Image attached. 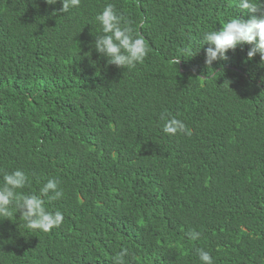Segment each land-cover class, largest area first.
<instances>
[{
  "label": "trees",
  "instance_id": "1",
  "mask_svg": "<svg viewBox=\"0 0 264 264\" xmlns=\"http://www.w3.org/2000/svg\"><path fill=\"white\" fill-rule=\"evenodd\" d=\"M108 3L148 46L134 68L93 47ZM60 7L0 0V186L17 169L24 194L56 178L45 206L64 217L49 232L0 217V264H202L198 249L264 264V62L244 44L209 65L200 45L253 14L238 0ZM171 117L191 135L164 133Z\"/></svg>",
  "mask_w": 264,
  "mask_h": 264
},
{
  "label": "clouds",
  "instance_id": "2",
  "mask_svg": "<svg viewBox=\"0 0 264 264\" xmlns=\"http://www.w3.org/2000/svg\"><path fill=\"white\" fill-rule=\"evenodd\" d=\"M59 12L67 13L72 8H79L81 0H60ZM48 5H55L57 0H45ZM241 12L252 13L249 19L240 16L230 19L222 24L219 30L215 28L204 31L200 38V45L207 43L205 49V63L211 65L217 60H226L227 52L235 50L238 45H249L247 57L259 54L264 62V2L262 0H238ZM96 22L100 26V35L95 36L93 47L96 52L105 57L108 64L120 68H134L143 63L148 55V46L139 31L131 26L122 14L115 11L114 5L106 4L103 10L96 15ZM193 53V52H192ZM190 53V55H192ZM174 59L173 63L176 64ZM164 119V117H161ZM163 132L169 136L177 133L191 135L189 128L181 120L171 117L165 120ZM28 184L26 173L20 169L3 174V184L0 186V217L10 218L19 212L20 217L32 230L49 232L59 227L63 222L60 211H50L46 208V200L53 201L63 196L60 181L49 178L39 188L38 193L24 194L22 191ZM198 233L193 232L196 239ZM202 264H213V257L204 250H197Z\"/></svg>",
  "mask_w": 264,
  "mask_h": 264
}]
</instances>
